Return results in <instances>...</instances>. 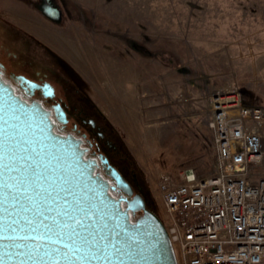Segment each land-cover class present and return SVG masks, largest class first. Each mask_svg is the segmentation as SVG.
Returning <instances> with one entry per match:
<instances>
[{"label":"rangeland","instance_id":"1","mask_svg":"<svg viewBox=\"0 0 264 264\" xmlns=\"http://www.w3.org/2000/svg\"><path fill=\"white\" fill-rule=\"evenodd\" d=\"M59 1L60 24L36 0H0V23L88 96L165 222L159 177H202L215 164V97L264 107V0Z\"/></svg>","mask_w":264,"mask_h":264},{"label":"water","instance_id":"2","mask_svg":"<svg viewBox=\"0 0 264 264\" xmlns=\"http://www.w3.org/2000/svg\"><path fill=\"white\" fill-rule=\"evenodd\" d=\"M40 10L61 22L49 0ZM81 144L0 75V264H178L144 197L105 159L111 184Z\"/></svg>","mask_w":264,"mask_h":264},{"label":"built area","instance_id":"3","mask_svg":"<svg viewBox=\"0 0 264 264\" xmlns=\"http://www.w3.org/2000/svg\"><path fill=\"white\" fill-rule=\"evenodd\" d=\"M209 115L215 164L159 177L163 224L178 264H264V107L219 95Z\"/></svg>","mask_w":264,"mask_h":264},{"label":"flooded vegetation","instance_id":"4","mask_svg":"<svg viewBox=\"0 0 264 264\" xmlns=\"http://www.w3.org/2000/svg\"><path fill=\"white\" fill-rule=\"evenodd\" d=\"M36 1L38 13L45 20L51 24L63 21L65 11L59 0L49 1L63 11L60 23L43 15L40 10L43 0ZM18 34L20 33L0 23V75L4 81L25 101L38 102L50 111L55 130L80 140L82 147L86 149V157L98 161L97 171L111 184L114 185L115 182L109 176L107 164H102L105 159L129 183L133 193L142 195L147 206L151 207L145 182L124 158L117 139L100 111L88 96L61 76L55 68L29 58V44ZM111 193L117 198L123 194L118 188L111 189ZM137 216L131 215V218L134 220Z\"/></svg>","mask_w":264,"mask_h":264}]
</instances>
